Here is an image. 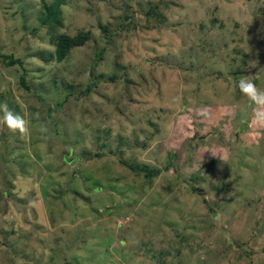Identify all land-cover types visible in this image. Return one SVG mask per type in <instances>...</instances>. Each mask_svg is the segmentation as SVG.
<instances>
[{
	"label": "rangeland",
	"instance_id": "obj_1",
	"mask_svg": "<svg viewBox=\"0 0 264 264\" xmlns=\"http://www.w3.org/2000/svg\"><path fill=\"white\" fill-rule=\"evenodd\" d=\"M246 75L264 0H0V264H264Z\"/></svg>",
	"mask_w": 264,
	"mask_h": 264
},
{
	"label": "clouds",
	"instance_id": "obj_2",
	"mask_svg": "<svg viewBox=\"0 0 264 264\" xmlns=\"http://www.w3.org/2000/svg\"><path fill=\"white\" fill-rule=\"evenodd\" d=\"M239 88L250 101L257 105V111L255 113L256 123L264 126V90L259 89L247 75L241 77ZM0 111H3V121L10 131L19 132L21 135L28 134V122L21 114L7 109L6 105L0 108ZM45 130L43 128L41 129V131Z\"/></svg>",
	"mask_w": 264,
	"mask_h": 264
},
{
	"label": "trees",
	"instance_id": "obj_3",
	"mask_svg": "<svg viewBox=\"0 0 264 264\" xmlns=\"http://www.w3.org/2000/svg\"><path fill=\"white\" fill-rule=\"evenodd\" d=\"M89 38V33H84L82 35H77L74 37L68 36L66 34L59 36L56 42L57 56L60 59H63L71 48L83 45ZM23 77L22 82H25V79H23Z\"/></svg>",
	"mask_w": 264,
	"mask_h": 264
},
{
	"label": "bare ground",
	"instance_id": "obj_4",
	"mask_svg": "<svg viewBox=\"0 0 264 264\" xmlns=\"http://www.w3.org/2000/svg\"><path fill=\"white\" fill-rule=\"evenodd\" d=\"M59 240V239H58Z\"/></svg>",
	"mask_w": 264,
	"mask_h": 264
}]
</instances>
